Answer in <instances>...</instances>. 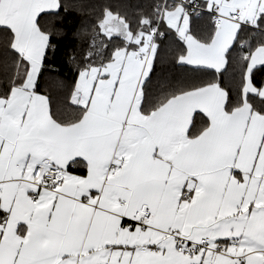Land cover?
Segmentation results:
<instances>
[{
  "label": "snow or ice",
  "instance_id": "snow-or-ice-1",
  "mask_svg": "<svg viewBox=\"0 0 264 264\" xmlns=\"http://www.w3.org/2000/svg\"><path fill=\"white\" fill-rule=\"evenodd\" d=\"M125 7L0 0V264H264V0Z\"/></svg>",
  "mask_w": 264,
  "mask_h": 264
},
{
  "label": "trees",
  "instance_id": "trees-1",
  "mask_svg": "<svg viewBox=\"0 0 264 264\" xmlns=\"http://www.w3.org/2000/svg\"><path fill=\"white\" fill-rule=\"evenodd\" d=\"M97 2V0H92ZM99 2L108 3L113 11H128L131 13V8H126L125 5L128 3H135L137 0H99ZM89 17L85 14L83 17L75 12H71L68 18L61 21V26L64 28L67 34L65 39L60 43V55H63L65 46L73 48L76 45L72 43V34L78 28L87 26ZM83 21V23H82ZM0 48H2V42H0ZM73 79V73L70 71V67L67 63L61 64L59 59L51 65V68L46 71V75L43 78L48 83V91L53 96H60L67 88L71 85Z\"/></svg>",
  "mask_w": 264,
  "mask_h": 264
}]
</instances>
